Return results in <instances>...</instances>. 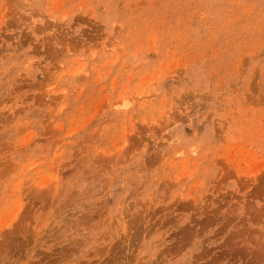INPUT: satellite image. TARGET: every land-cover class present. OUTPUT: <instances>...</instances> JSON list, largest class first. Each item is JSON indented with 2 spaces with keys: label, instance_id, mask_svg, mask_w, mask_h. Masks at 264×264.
I'll return each mask as SVG.
<instances>
[{
  "label": "rangeland",
  "instance_id": "obj_1",
  "mask_svg": "<svg viewBox=\"0 0 264 264\" xmlns=\"http://www.w3.org/2000/svg\"><path fill=\"white\" fill-rule=\"evenodd\" d=\"M0 264H264V0H0Z\"/></svg>",
  "mask_w": 264,
  "mask_h": 264
}]
</instances>
